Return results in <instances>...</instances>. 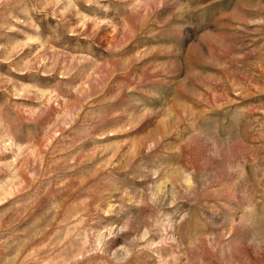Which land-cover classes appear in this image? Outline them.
<instances>
[{"label": "rangeland", "instance_id": "374dc122", "mask_svg": "<svg viewBox=\"0 0 264 264\" xmlns=\"http://www.w3.org/2000/svg\"><path fill=\"white\" fill-rule=\"evenodd\" d=\"M0 264H264V0H0Z\"/></svg>", "mask_w": 264, "mask_h": 264}]
</instances>
